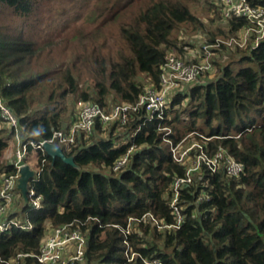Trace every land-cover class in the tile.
Segmentation results:
<instances>
[{"label": "trees", "instance_id": "1", "mask_svg": "<svg viewBox=\"0 0 264 264\" xmlns=\"http://www.w3.org/2000/svg\"><path fill=\"white\" fill-rule=\"evenodd\" d=\"M195 1L96 0L81 14L72 10L86 0H74L68 11L59 0H0V104L19 122L9 127L0 118V173L14 172L9 158L17 136L50 137L75 119L78 101L108 109L160 88L167 54H183L174 31L204 27L191 9ZM252 2L264 7V0ZM211 5L219 26L207 42L245 26L242 18L220 25L222 6ZM70 17L76 19L71 29ZM63 29V41L55 43ZM227 51L234 52L229 61H212L219 75L177 90L161 118L145 120L139 109L124 123L96 119L88 136L62 148L73 163L28 146L27 156L34 151L35 157L29 184L42 206L30 208L21 196L25 227L0 233V264H40L31 254L47 229L69 223L88 236L83 264H264V38L255 48L249 42ZM235 62L255 68L233 72ZM165 139L173 145L183 139L184 147L197 142L210 153L223 148L244 166L237 176L204 165L194 172L178 190V228L138 220L151 213L175 222L173 183L185 175L196 148L178 163Z\"/></svg>", "mask_w": 264, "mask_h": 264}, {"label": "built area", "instance_id": "2", "mask_svg": "<svg viewBox=\"0 0 264 264\" xmlns=\"http://www.w3.org/2000/svg\"><path fill=\"white\" fill-rule=\"evenodd\" d=\"M221 4L220 25L231 18L245 19L246 24L231 35L228 39L220 40L216 38L213 42H202L197 47L185 46L187 52L182 54L168 53L166 62L162 66L160 75V88H148L144 95H141L135 104L116 103L108 109H103L95 102L78 101L76 103V116L67 127L56 129L51 136L38 141L23 140L19 136L16 138V148L12 159L14 172L10 174L0 173V233L7 232L13 225L25 227V215L23 217L13 216L15 209L20 203L22 193L18 188V179L20 177V168L29 165L26 161L27 147L40 148L44 151L45 143L54 144L58 147L69 148L75 144L77 139L88 136L95 124L96 119L102 123H108L114 119L124 123L129 113L143 109L146 113L145 120H151L155 117L161 118L164 109L168 106L173 93L183 89L194 82L198 81L205 73L212 69L210 56L216 53V50L226 48L233 50L243 48L251 42V48L259 45L260 40L264 38V7L254 4L252 0H219ZM1 121L9 127L17 128L19 125L18 118L12 110L5 104H0ZM138 129H136L137 131ZM209 139L208 137H203ZM170 151L175 162L182 163L189 159V151L196 148V157L191 160L186 173L182 177L174 180V195L171 200V208L175 218L174 223H164L155 218L151 213L143 215L138 220L147 221L158 228H178L183 221V216L179 207L176 205L178 190L185 183L191 182L194 172L204 165L207 169L214 172L223 169L230 176L239 175L244 166L241 162L232 157L223 148L210 153L197 142L180 149L183 139L173 145L169 139ZM179 148V149H178ZM130 147L127 152L116 161L113 170L120 168L127 160L128 154L132 151ZM30 166V165H29ZM31 168V167H30ZM30 182V181H29ZM28 182L26 200L30 208H40L42 206V197L37 195ZM136 219V218H131ZM137 220V219H136ZM129 231L127 226L125 233ZM87 234L79 226L71 223L57 227H49L41 238L39 251L31 254L40 264H83L85 259V250L87 246ZM25 254H19L23 257ZM129 259L133 257V252L128 255ZM146 264H162L158 259L144 260ZM12 263V260L9 262Z\"/></svg>", "mask_w": 264, "mask_h": 264}, {"label": "rangeland", "instance_id": "3", "mask_svg": "<svg viewBox=\"0 0 264 264\" xmlns=\"http://www.w3.org/2000/svg\"><path fill=\"white\" fill-rule=\"evenodd\" d=\"M95 1L96 0H86V3H83L84 6H81L80 4L77 3V5L74 7V9L72 11L83 14V13H85L87 11V9H89L95 3ZM211 3L214 4V5H216V4L218 5L219 4V0H196L194 2V4L191 6L192 11H194L195 13H197L200 16V18L202 19V21L204 23V27H200V28H196V29L191 30V29H189L186 26H182L181 29H179L177 31H174L173 34L177 38L178 43L182 46L183 54L185 52H187V49L185 48V46L197 47L202 42H207L206 40H208L211 37V35H210L211 33L217 34V28L219 26L218 25L219 24L218 23L219 22V18H215V16L213 15V13H214L213 11H214L215 7H213L211 5ZM58 4L60 5V7H63L64 4H65L66 5L65 6L66 10L67 9L69 10V8L71 7V5L74 4V0L70 4L67 2V0H59ZM209 5H210V8L208 10L207 8H208ZM205 10H208V11L205 12ZM74 12H72L71 14L74 15ZM209 18L213 19V21L212 22L209 21ZM67 20L71 23L69 25L70 26V29H71L73 27V24H74L73 22H75L76 19H73V18L70 17ZM62 31L63 32H61V33L59 32L57 34V37L55 39V43H59V42L63 41V38L65 37V34H64L65 31H64V29ZM67 31H68V29H66V32ZM233 34H234V32L233 33H230L229 36H227V35H217L215 37V39L216 38H219L220 40H225V39H228ZM222 49L221 50H216V53L214 55H211L210 56L211 61L217 59V61H221L222 63H224L227 60L229 61V59L231 58L229 54H231V53L234 54V52H235V50H234V52L231 51L229 53L227 51V49H223V50H225V52H223ZM244 66H251V67L255 68V65L254 64H250V63H247V62H235V63H232L231 66H230V68H231V70L233 72H235L240 67H244ZM217 75H219L218 67H217V65H212V69L208 73H205L202 77L203 78L212 79V78H215ZM73 116L74 115H72L71 117H73ZM258 117H259V115H258ZM199 123H201V120H199ZM212 125L213 126H216L217 125V122H213ZM203 127L207 131L209 130V128L207 126H204L203 125ZM188 135L191 136V134H188ZM16 139H15L14 148H13L14 151H15V146H16V143H17L16 142ZM187 144L190 145L191 143H187ZM184 145H185V143L184 142H181L179 148L180 149H183L184 148ZM11 152H12V146H11V149H10L9 153H11ZM8 155H6V156H8ZM12 156H14V154H12ZM26 161L31 166L34 165V163H35L34 151H32L30 154H28V156L26 158ZM17 202L20 203V204L17 207V209H15L17 213L19 212L18 215H16V217L20 218L21 217V208L23 206V201L20 198H18ZM16 212L13 213V216H15V213Z\"/></svg>", "mask_w": 264, "mask_h": 264}, {"label": "water", "instance_id": "4", "mask_svg": "<svg viewBox=\"0 0 264 264\" xmlns=\"http://www.w3.org/2000/svg\"><path fill=\"white\" fill-rule=\"evenodd\" d=\"M45 153H47L51 158L55 159L56 157L61 158L64 162L73 163L71 157L66 156L61 147H58L54 144L45 143L43 145ZM20 177L18 179V188L20 189L22 196L26 198L28 182L35 177V172L29 165H24L20 168Z\"/></svg>", "mask_w": 264, "mask_h": 264}, {"label": "crops", "instance_id": "5", "mask_svg": "<svg viewBox=\"0 0 264 264\" xmlns=\"http://www.w3.org/2000/svg\"><path fill=\"white\" fill-rule=\"evenodd\" d=\"M12 153H13V151H12ZM12 158H9L10 159V161L13 159V156H11Z\"/></svg>", "mask_w": 264, "mask_h": 264}, {"label": "bare ground", "instance_id": "6", "mask_svg": "<svg viewBox=\"0 0 264 264\" xmlns=\"http://www.w3.org/2000/svg\"><path fill=\"white\" fill-rule=\"evenodd\" d=\"M29 230V229H28Z\"/></svg>", "mask_w": 264, "mask_h": 264}]
</instances>
